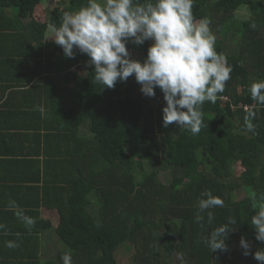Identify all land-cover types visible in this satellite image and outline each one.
Returning a JSON list of instances; mask_svg holds the SVG:
<instances>
[{
	"label": "trees",
	"instance_id": "1",
	"mask_svg": "<svg viewBox=\"0 0 264 264\" xmlns=\"http://www.w3.org/2000/svg\"><path fill=\"white\" fill-rule=\"evenodd\" d=\"M40 2L0 0V45L13 43L25 52L12 69L25 70L18 80L29 84L27 91L37 92L43 84L63 86L50 102L49 119L43 113L46 129L60 133L59 140L54 138L60 160L50 155L48 161L57 163L59 172L50 178L44 165L49 189L43 204L59 216L52 232L55 252L42 258V234L52 228L49 220L26 210L35 221L28 227L0 204V224L5 225L0 229V264H63L64 254L71 255L73 264H125L118 253L127 248V264H259L242 254L239 240L243 236L253 252L264 247L255 240L251 224L258 211L253 201L264 198V102L252 99L248 90L252 82L264 80V0H195L194 17L210 21L215 50L232 68L215 103L198 106L202 126L196 135L175 122L162 125L166 102L159 88L151 102L137 92L134 75L114 88H102L86 55L65 58L48 39L47 25H58L64 12L86 6L87 0H68L46 12ZM244 7L249 16L236 17ZM151 43L132 46L146 57ZM250 111L255 113L252 132L245 127ZM134 155L147 156L149 171L143 179ZM166 170L172 174L168 183L161 177ZM245 188L250 193L244 197L240 193ZM206 189L223 199L224 207L199 210L196 204L206 198L201 197ZM40 207H33L36 214ZM229 216L236 224L228 225L227 252L210 251L202 238L228 224ZM16 233L19 247H5V241L17 240Z\"/></svg>",
	"mask_w": 264,
	"mask_h": 264
},
{
	"label": "clouds",
	"instance_id": "2",
	"mask_svg": "<svg viewBox=\"0 0 264 264\" xmlns=\"http://www.w3.org/2000/svg\"><path fill=\"white\" fill-rule=\"evenodd\" d=\"M195 0H87L86 6L76 11L63 13L60 23L47 25L50 38L60 46L65 58L74 59L77 52L89 59L94 81L102 88H114L117 82H126L134 75L141 86L140 92L147 97L155 96V89L163 93L166 106L162 108V125L167 128L175 122L177 127L196 135L202 126L201 108L205 101L215 103L217 93L223 92L225 82L232 71L227 58L215 50V36L207 18L197 20L192 12ZM139 45L145 40L152 43L143 62L130 59L126 42ZM70 70H75L71 67ZM252 99L264 102V80L254 81L249 86ZM43 113L45 109L39 106ZM249 112L245 116L248 132L254 131ZM197 201L199 210L224 207V201L204 190ZM16 217L32 226L33 218L24 214L15 201L9 202ZM257 214L251 218L254 238L264 243V198L253 201ZM213 213L208 212L211 223ZM228 224L213 230L202 242L212 252H227L225 243L230 231L228 225L236 224V218H226ZM202 217L197 214L195 222ZM5 228L0 224V229ZM17 240L5 241V247L17 248ZM239 247L244 256L252 255L259 264H264V247L252 251V245L243 236ZM183 260V254H179ZM63 264H73L70 254L61 257Z\"/></svg>",
	"mask_w": 264,
	"mask_h": 264
},
{
	"label": "crops",
	"instance_id": "3",
	"mask_svg": "<svg viewBox=\"0 0 264 264\" xmlns=\"http://www.w3.org/2000/svg\"><path fill=\"white\" fill-rule=\"evenodd\" d=\"M24 53L15 49L13 43L0 45V204L15 212L9 207V202L15 201L27 216L30 212L26 210L34 209L37 219L52 223L46 233L52 235L59 216L56 209L46 208L43 204L44 191L49 189L44 180V165L47 163V173H52L50 178H54L59 165L48 161H51L50 155H56L60 160L61 149L54 141L55 137L60 138V133L54 128L46 129V120L50 115V102L56 99L63 86L44 87L43 84L36 94L27 91L29 84L18 80L26 75L25 70L12 69L13 63L25 58ZM21 64L18 63V67ZM45 89L49 96L44 94ZM39 106L44 107L47 119L38 110ZM36 205H41L37 214L33 208Z\"/></svg>",
	"mask_w": 264,
	"mask_h": 264
},
{
	"label": "rangeland",
	"instance_id": "4",
	"mask_svg": "<svg viewBox=\"0 0 264 264\" xmlns=\"http://www.w3.org/2000/svg\"><path fill=\"white\" fill-rule=\"evenodd\" d=\"M68 0H41L40 2V5L42 6V11H47V10H51L54 6H64L66 5ZM250 14V11L247 7H244V8H241L237 11L236 13V17L242 19V18H246L247 16H249ZM48 29V28H47ZM48 36L50 35L49 31L47 32ZM129 46L128 44H126V49L130 52V59H135V60H139L140 62H143V60L146 58L145 56H143L140 52V50L132 45H134V43H132L131 39H129ZM127 42V43H128ZM131 44V45H130ZM60 49H62L60 46H59ZM141 87V86H140ZM140 87L138 88V93H141L140 92ZM142 97H144L145 99L149 100L150 102L152 101L151 100V97H147V96H144L142 93L140 94ZM136 154V153H134ZM134 158V161L135 162H138V165L142 166V171L139 173V178L140 179H143L145 177V175L148 173L149 171V166L148 164H146V160H147V156H141V157H138L136 155L133 156ZM239 170V168L236 166L235 168V174H237V171ZM168 176V177H167ZM172 174L169 170H166V171H161V177H162V181H165V183H168L170 181V178ZM250 193V191L245 188L244 191H242L240 193L241 196H246ZM49 234H43V237H42V250H41V255H42V258H47L49 256H52L53 253L55 252V245L52 244L51 241H53L54 237L52 235H49ZM49 238V239H48ZM57 240V237L55 238V241ZM61 245L63 247V244L60 242V240L58 239V242H57V245ZM127 250H130L129 248H127L126 250L122 251V250H119V259L120 261H123L125 264H127L128 262V255L127 253L129 251Z\"/></svg>",
	"mask_w": 264,
	"mask_h": 264
}]
</instances>
